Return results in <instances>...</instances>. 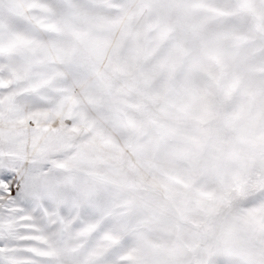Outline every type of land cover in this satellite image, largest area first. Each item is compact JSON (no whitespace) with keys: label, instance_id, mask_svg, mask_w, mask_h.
<instances>
[{"label":"snow or ice","instance_id":"snow-or-ice-1","mask_svg":"<svg viewBox=\"0 0 264 264\" xmlns=\"http://www.w3.org/2000/svg\"><path fill=\"white\" fill-rule=\"evenodd\" d=\"M0 264H264V0H0Z\"/></svg>","mask_w":264,"mask_h":264}]
</instances>
